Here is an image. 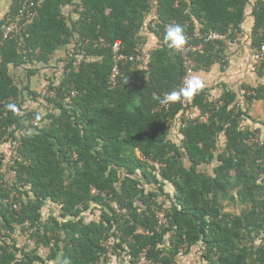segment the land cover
<instances>
[{
	"label": "trees",
	"instance_id": "trees-1",
	"mask_svg": "<svg viewBox=\"0 0 264 264\" xmlns=\"http://www.w3.org/2000/svg\"><path fill=\"white\" fill-rule=\"evenodd\" d=\"M152 1L157 31L146 20ZM18 8L12 0L8 15ZM249 20L251 44L264 42L263 0H41L24 23L22 44L31 52L0 34V264H107L105 240L118 252L114 264H122V245L132 256L126 264L142 251L154 264H188L196 254L208 264H264V142L252 141L263 128L241 125L249 117L225 87L214 101L206 86L189 97V108L209 112L204 122L184 123L180 100L156 110L184 75L165 39L168 25L203 44L190 54L194 77L225 54L207 33L242 30ZM143 34L161 43L145 68L126 64L109 87V46L119 41L133 54L146 44ZM257 73L264 77V62ZM35 74L55 90L43 99L39 128L27 124L44 86L30 88ZM71 90L77 95L66 99ZM253 92L246 101L264 102V84ZM12 124L13 140L23 130L17 147L4 138ZM91 186L106 199L90 196ZM222 201L243 208L227 212ZM155 211L166 219L159 230Z\"/></svg>",
	"mask_w": 264,
	"mask_h": 264
},
{
	"label": "built area",
	"instance_id": "built-area-1",
	"mask_svg": "<svg viewBox=\"0 0 264 264\" xmlns=\"http://www.w3.org/2000/svg\"><path fill=\"white\" fill-rule=\"evenodd\" d=\"M264 1V0H263ZM177 2V1H176ZM175 2V3H176ZM257 0H253V3L255 4ZM41 4V0H19V8L17 12L14 15H7L3 20L0 21V34L3 39H11L14 40L17 43V48L20 53L24 54L26 52H31V48H25L22 44L23 41V34L25 33L24 30V23L26 21H29L34 15H35V9L39 7ZM150 8L146 14V20L148 23V26L150 29L157 31L158 29V16L156 13L157 5L155 4V1H152L150 3ZM82 9L81 6H78L77 10L80 11ZM260 33V30H259ZM26 34V33H25ZM230 34H232V37H230ZM186 35V34H185ZM243 36V33L241 30H236L232 27V25L229 27V30L226 34H219L216 31H209L206 35V38L210 41H222L225 49H229V47H238L241 42V38ZM187 43L185 46H183L180 49L174 50L180 54L182 57V66L184 69V75L181 78V82L174 90L179 91L181 88L184 87V82L193 77L194 74V67H195V61L190 58V54L195 55V53L199 52L202 53V47L203 44L201 42L198 43H190L191 38L187 36ZM101 44L104 45V40H99ZM161 42V41H160ZM250 43V41H249ZM249 53L252 60V69L258 70L263 62H264V42L261 41L258 45H252L251 43ZM218 47V45H216ZM110 57H111V67L108 74V85L109 87H113L115 83L117 82V78L122 75V68L126 64H136L137 69L142 70L145 68V64L148 60V57L150 55V49H145V44L143 42H140L138 46L136 47L135 53L133 54H127L122 49V46L119 41H114L110 46ZM35 54L37 53V50L33 51ZM85 52L81 51L80 54L75 55L72 61V67L74 70H77L81 60L84 56ZM226 57V53L222 56ZM48 83H44V86L40 88L38 91V96L36 97L34 101V109L35 111L32 114V117L27 122V124L33 126V127H41L43 125L42 122H40L41 116L43 115L44 111L42 108L43 99L45 97L54 98L55 96V90L53 88H48ZM77 95V92L75 90L69 91L65 95L66 99H71L72 97H75ZM167 95H163L162 102L156 110L165 108V110L168 109L170 104L172 102L167 101ZM189 103V97H181L180 104H181V116L184 118V123L186 121L190 122H204L209 117V112L200 113L196 108L192 109L189 108L187 105ZM51 105V104H50ZM26 125V124H25ZM15 129V125L12 124L7 129V134H5L4 138L8 141L12 142V145L14 147H17L20 143V135L23 133L22 129L16 130V139L13 140L12 137H9V133ZM12 138V139H11ZM90 193L97 194L98 191L94 188H91ZM102 196H106L104 192L101 193ZM14 209H18V203L13 204ZM82 207L79 206V209ZM112 208L116 213H125L124 208H120L117 204L113 203ZM154 214H156L158 218V226L156 227L157 230L159 228H162L166 226V219L164 218V214L161 211H155ZM21 231L18 229L16 231V234L18 235ZM139 232V231H138ZM140 233V232H139ZM12 236V235H11ZM105 250H106V256L107 264H114L115 258L118 256V252H115L113 250L114 243L110 242L108 240H105L101 244ZM122 245V244H121ZM125 250L123 251V254H121L117 259L120 263H129L132 260V256L130 254V250L122 245ZM123 260H122V258ZM131 264H154L152 263L147 257L145 251L139 252L137 254L136 260L134 263Z\"/></svg>",
	"mask_w": 264,
	"mask_h": 264
},
{
	"label": "crops",
	"instance_id": "crops-1",
	"mask_svg": "<svg viewBox=\"0 0 264 264\" xmlns=\"http://www.w3.org/2000/svg\"><path fill=\"white\" fill-rule=\"evenodd\" d=\"M12 0H0V19L6 17L9 13V9L11 7ZM252 20L248 21V24L241 30L243 33L242 38L240 39V45L238 47H229V49H225L227 57V66L218 64L216 62L212 67L207 69L206 71H197L195 73V77H199L203 80L204 86L210 85V88H215V85L220 84L222 88L225 87H238L236 83L250 82L251 81V68H252V60L250 57L249 49H250V39H251V24ZM146 39L145 46L151 47L157 45V40L154 38L150 40L148 35L143 34ZM149 42H148V40ZM232 53V54H231ZM62 52H58L56 56H62ZM54 61V60H52ZM257 81V79H256ZM260 82V80H259ZM44 83L42 78H39L38 75H32L30 78V88L32 90H37ZM236 85V86H234ZM211 91V90H210Z\"/></svg>",
	"mask_w": 264,
	"mask_h": 264
},
{
	"label": "rangeland",
	"instance_id": "rangeland-1",
	"mask_svg": "<svg viewBox=\"0 0 264 264\" xmlns=\"http://www.w3.org/2000/svg\"><path fill=\"white\" fill-rule=\"evenodd\" d=\"M232 54V53H231ZM228 57V55H226ZM220 61V65L223 62V65L227 66V58L224 56ZM251 81L250 82H242L241 84L236 83L238 87H228L227 89H231V91H234L237 95V103L246 111L249 118L245 119L244 121L241 120V125H244L245 127H248L250 130H259L260 128H263L262 130H259L258 132H254V139L252 141H255L258 139V143L264 142V102L262 100H251L246 101L247 95L254 94L253 89H255L259 85L264 84V77H260L257 73L256 69L251 68ZM257 79V81H256ZM260 80V82H259ZM234 85V86H236ZM206 88L208 89L210 85H206ZM210 92L208 94L209 99H215L218 98L221 90L222 85L217 84L215 85V88H210ZM218 102V101H217ZM201 170L205 169V166L200 167ZM233 192V191H232ZM93 204V203H92ZM222 204L224 205V211L231 212L234 214H239L241 212V209L243 208V205L239 203H227V201H222ZM98 206L94 208L93 212L91 213L93 216H98ZM181 253L184 251V248L181 247L180 249ZM199 262H202V264L208 263V261L201 259L197 254L194 256L193 261L189 262L188 264H200Z\"/></svg>",
	"mask_w": 264,
	"mask_h": 264
},
{
	"label": "clouds",
	"instance_id": "clouds-1",
	"mask_svg": "<svg viewBox=\"0 0 264 264\" xmlns=\"http://www.w3.org/2000/svg\"><path fill=\"white\" fill-rule=\"evenodd\" d=\"M148 28L150 29V27H148ZM152 31H154V30H152ZM155 39L157 40V44H160L161 43L160 42L161 40L158 37H156ZM165 39L170 42V47L175 48V49H180L183 46H185L186 43H187V37L185 35V29L180 24H170V25H168L166 27V30H165ZM251 40L252 39H250V43H251ZM148 49L152 50L153 49V46L149 47ZM203 87H204V82H203L202 79H200L199 77H195V76L194 77H191V78L187 79L184 82V87L181 88L179 91L173 90L172 92L168 93V95H167V101H169V102H175V101L180 100L182 96L183 97H191L192 95H194L195 93H197L199 90H201ZM148 162L151 165H155V163L152 162V161H149L148 160ZM91 188H94V187L91 186L90 189H89L90 196H98V197H101V198L106 199V196L104 197V196L101 195V193L104 192V191H98L97 190L98 193L92 195L90 193ZM94 189L96 190V188H94ZM112 204H111V207H112ZM180 249L181 248L178 249V254L179 255L181 254ZM184 250H185V248H184ZM62 264H71V261L69 259L65 258L62 261Z\"/></svg>",
	"mask_w": 264,
	"mask_h": 264
}]
</instances>
